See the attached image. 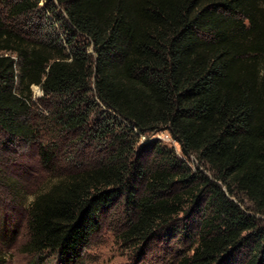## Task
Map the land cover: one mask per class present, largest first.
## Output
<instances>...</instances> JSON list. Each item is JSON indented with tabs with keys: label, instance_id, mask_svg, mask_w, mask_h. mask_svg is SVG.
I'll use <instances>...</instances> for the list:
<instances>
[{
	"label": "trees",
	"instance_id": "16d2710c",
	"mask_svg": "<svg viewBox=\"0 0 264 264\" xmlns=\"http://www.w3.org/2000/svg\"><path fill=\"white\" fill-rule=\"evenodd\" d=\"M0 7V130L37 144L46 171L64 137L98 153L35 197L28 252L76 264L117 212L142 255L162 242L175 264H264V0ZM30 13L54 21L51 38L15 25ZM158 132L180 155L139 145Z\"/></svg>",
	"mask_w": 264,
	"mask_h": 264
},
{
	"label": "rangeland",
	"instance_id": "374dc122",
	"mask_svg": "<svg viewBox=\"0 0 264 264\" xmlns=\"http://www.w3.org/2000/svg\"><path fill=\"white\" fill-rule=\"evenodd\" d=\"M43 6L41 2L40 8ZM58 11L62 12L61 9ZM14 23L31 36L35 34L43 39H49L55 33L52 28L54 21L45 19L43 14L30 13L16 19ZM55 31L58 32L56 27ZM32 91V101L37 103L42 91L38 86H33ZM40 112L45 113L44 110ZM70 138L59 140V158L53 164L54 171H46L40 163L37 144L10 140L0 130V264H66L58 253L45 252L37 257L27 251L26 245L29 240L28 211L35 197L47 192L66 173L81 169L97 159L98 153L93 145H74ZM155 139L180 155L179 145L167 132L141 135L139 145ZM120 226L119 214L109 213L103 220L100 232L92 238L91 244L82 252L81 260L76 264L175 262L172 253L175 254L177 248L174 245L167 248L162 242H154L144 249L142 255L137 247L125 245L119 240Z\"/></svg>",
	"mask_w": 264,
	"mask_h": 264
}]
</instances>
